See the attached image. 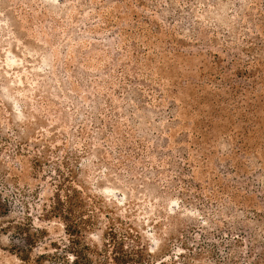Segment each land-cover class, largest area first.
Returning <instances> with one entry per match:
<instances>
[{
  "label": "rangeland",
  "instance_id": "obj_1",
  "mask_svg": "<svg viewBox=\"0 0 264 264\" xmlns=\"http://www.w3.org/2000/svg\"><path fill=\"white\" fill-rule=\"evenodd\" d=\"M0 203V264H70L110 228L147 264H264V0H0Z\"/></svg>",
  "mask_w": 264,
  "mask_h": 264
},
{
  "label": "trees",
  "instance_id": "obj_2",
  "mask_svg": "<svg viewBox=\"0 0 264 264\" xmlns=\"http://www.w3.org/2000/svg\"><path fill=\"white\" fill-rule=\"evenodd\" d=\"M234 76L247 80H252L251 85H240L229 83L228 96L232 99L242 98V103L245 102V108L240 111L239 117L242 122L250 123L249 115L255 111L254 102L247 100V95L254 89L258 81L256 75L250 71H236ZM225 81V79H224ZM243 96V97H241ZM244 99V100H243ZM263 102V101H262ZM235 107L241 103H234ZM241 110V107H240ZM250 113V114H249ZM252 126V125H250ZM242 134H248L250 127H243ZM2 204L0 203V208ZM84 211V201L81 197L80 191L70 184H59L54 191L51 204L48 212L61 219L64 224L66 233L71 237L74 244L81 245L83 238L82 229L86 228V220L82 217ZM25 230V231H24ZM20 234H26L25 242H30L31 237L26 229L18 228ZM27 232V233H26ZM127 234V235H126ZM130 235L129 232L119 233L110 228L105 237V243L102 249L96 246H88L86 243L82 244V248L87 251H71L72 259L70 264H147L150 253L145 251L143 244H139V240L135 245L128 246L125 244L126 238ZM139 238L138 236H136ZM157 264H166L159 260Z\"/></svg>",
  "mask_w": 264,
  "mask_h": 264
}]
</instances>
